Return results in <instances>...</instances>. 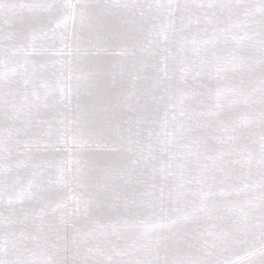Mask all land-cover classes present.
Wrapping results in <instances>:
<instances>
[{
    "label": "snow or ice",
    "instance_id": "6c2138e0",
    "mask_svg": "<svg viewBox=\"0 0 264 264\" xmlns=\"http://www.w3.org/2000/svg\"><path fill=\"white\" fill-rule=\"evenodd\" d=\"M0 264H264V0H0Z\"/></svg>",
    "mask_w": 264,
    "mask_h": 264
}]
</instances>
